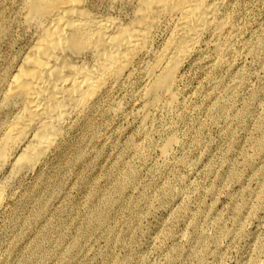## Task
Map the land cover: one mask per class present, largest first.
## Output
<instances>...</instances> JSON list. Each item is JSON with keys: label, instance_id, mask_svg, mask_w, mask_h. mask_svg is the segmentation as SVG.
Here are the masks:
<instances>
[{"label": "rangeland", "instance_id": "374dc122", "mask_svg": "<svg viewBox=\"0 0 264 264\" xmlns=\"http://www.w3.org/2000/svg\"><path fill=\"white\" fill-rule=\"evenodd\" d=\"M24 1L0 0V134ZM226 4L224 63L195 54L175 106L142 126L136 73L32 170L3 169L0 264H264V0Z\"/></svg>", "mask_w": 264, "mask_h": 264}, {"label": "bare ground", "instance_id": "6f19581e", "mask_svg": "<svg viewBox=\"0 0 264 264\" xmlns=\"http://www.w3.org/2000/svg\"><path fill=\"white\" fill-rule=\"evenodd\" d=\"M226 3L25 0L22 16L31 39L3 93L12 114L0 134V175L8 165L13 176L32 170L136 73L142 126L175 106L182 74L195 54L200 60L213 46L208 65L224 63L234 29ZM176 143L175 136L167 138L163 151ZM5 184L0 178V206Z\"/></svg>", "mask_w": 264, "mask_h": 264}]
</instances>
